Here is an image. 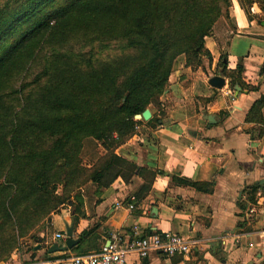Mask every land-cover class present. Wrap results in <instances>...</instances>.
<instances>
[{"label":"trees","instance_id":"1","mask_svg":"<svg viewBox=\"0 0 264 264\" xmlns=\"http://www.w3.org/2000/svg\"><path fill=\"white\" fill-rule=\"evenodd\" d=\"M231 2L67 0L7 45L0 56V243L6 255L66 203L74 209L68 197L75 189L130 181L137 167L115 149L142 124L136 115L161 106L179 56L189 67L210 60L204 39ZM237 3L247 18L256 4L264 20V0ZM144 124L155 128L158 120ZM89 140L104 155L88 169L79 156Z\"/></svg>","mask_w":264,"mask_h":264},{"label":"crops","instance_id":"2","mask_svg":"<svg viewBox=\"0 0 264 264\" xmlns=\"http://www.w3.org/2000/svg\"><path fill=\"white\" fill-rule=\"evenodd\" d=\"M231 1L204 39L210 60L202 57L199 66L189 67L179 56L160 110L148 109L158 125H139L115 149L137 167L130 181L85 184L72 201L74 209L64 206L51 214L33 239H24L28 243H19L0 264L97 253L133 227L180 235L191 250L169 258L131 254L127 264H264V104L251 111L264 99L263 19L256 4L247 18L237 0ZM214 76L223 79L221 89L209 86ZM72 223L79 243L48 254L54 244L64 247Z\"/></svg>","mask_w":264,"mask_h":264},{"label":"rangeland","instance_id":"3","mask_svg":"<svg viewBox=\"0 0 264 264\" xmlns=\"http://www.w3.org/2000/svg\"><path fill=\"white\" fill-rule=\"evenodd\" d=\"M67 0H0V56L1 53L6 49L7 45H10L14 41L17 40L19 32L24 27L31 25L35 20L45 18L51 11L55 10L61 3L66 2ZM16 14V19L13 23L11 17ZM263 14H260V18L262 19ZM8 30V31H7ZM2 34V35H1ZM161 107H147L149 110H157L159 111ZM14 110L17 112L18 108ZM142 121V120H137ZM144 121H142V124ZM139 125L135 126L133 129V134L137 131ZM137 141H139L137 139ZM143 141V140H142ZM82 150L79 156V161L82 166L85 168H91L99 159L104 155L102 148L98 145L97 142L92 140L84 142L82 146ZM71 168L64 169V175L66 178H69L71 174ZM66 181V179L64 180ZM83 187V186H82ZM80 187L79 189H75L70 193L69 199L72 201H76L77 196L81 193L83 189ZM56 194L62 195V187L58 186ZM67 193H64V197ZM69 206L68 203L65 204V207ZM64 207V206H63ZM70 207V206H69ZM45 220L38 226L34 234H38L45 224ZM26 242V240L20 241V246ZM28 243V242H26ZM24 246L26 244H23ZM8 248L0 243V258H4L7 256Z\"/></svg>","mask_w":264,"mask_h":264},{"label":"built area","instance_id":"4","mask_svg":"<svg viewBox=\"0 0 264 264\" xmlns=\"http://www.w3.org/2000/svg\"><path fill=\"white\" fill-rule=\"evenodd\" d=\"M133 201V198H131ZM129 210L134 208L128 206ZM60 234L55 239H61ZM189 243L180 235H161L159 233H144L133 227L129 233L115 235L99 252L84 254L64 259H49L43 264H127L128 255H135L145 259L151 252L169 258L173 256H186L190 252Z\"/></svg>","mask_w":264,"mask_h":264},{"label":"water","instance_id":"5","mask_svg":"<svg viewBox=\"0 0 264 264\" xmlns=\"http://www.w3.org/2000/svg\"><path fill=\"white\" fill-rule=\"evenodd\" d=\"M259 25L264 27V20L259 21ZM209 86L215 88V89H221L224 85V81L219 76L211 77L208 81ZM150 111L148 109L144 110L141 115H136V120H142L144 122H147L150 119ZM73 214V211L71 212ZM73 233V223L70 226H67L65 229V242L64 247H58L56 244L52 245L49 250L47 251L48 254H53L56 252H63L66 250H71L73 247H75L80 239H73L72 238Z\"/></svg>","mask_w":264,"mask_h":264}]
</instances>
